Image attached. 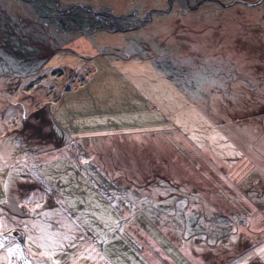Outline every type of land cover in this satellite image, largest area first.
<instances>
[{"label":"rangeland","instance_id":"rangeland-1","mask_svg":"<svg viewBox=\"0 0 264 264\" xmlns=\"http://www.w3.org/2000/svg\"><path fill=\"white\" fill-rule=\"evenodd\" d=\"M241 53L242 66L238 64ZM254 54L264 55V0H0V159L11 164L12 156L21 155L18 148L10 152L18 144L29 152L26 143L13 136L18 124L33 134L36 129L43 134L49 131L41 110L36 109L37 115L32 117L35 126L21 117L16 98L27 103L39 97L55 102L73 85L84 83L91 75L93 61L109 66L110 73L120 80H124L122 63H128L125 72L131 66H150L157 77L178 87L185 108L193 102L203 113L208 110L219 132L208 133L200 126L187 136L168 134L165 150H159L157 141L150 139L146 152L138 149L140 145L119 142L114 162L138 185L123 190L125 185L121 184L118 193L129 198L147 194L153 201H138L137 207L147 204L145 212L174 213L169 219L176 228L191 223L201 230L206 224L216 230L224 224L227 240L216 246L213 239L211 247L202 251L209 260H198V264H243L242 257L257 264L252 257L258 241L242 238L236 242L242 237L238 231L243 230L244 218L250 222L264 216V121H259L264 120V98L255 92L256 86H264V74L252 64ZM61 62L75 67L61 66ZM133 77L136 83L138 79ZM217 102L224 103L223 107ZM243 113L246 120L236 121ZM5 124L9 125V135L3 133ZM221 127L231 142L229 145L225 140L227 145L222 146L226 152L216 154L217 148L208 142L212 136L219 137ZM205 146L214 153L204 154ZM218 155L224 159L218 160ZM139 160L148 170H134L140 169ZM23 188L29 190L30 186ZM20 206L28 207V203ZM12 211L13 205L0 212V236L19 240L15 233L22 229L27 239L31 219L24 212L14 217ZM49 225L45 220L34 223L41 228ZM168 231V238L171 235L178 240L179 234ZM184 236L188 237H180ZM198 237L196 244L204 246L199 239L205 235ZM3 253L0 250V264L8 259V253ZM77 258L66 254L61 264H108L91 253L81 261ZM47 261L40 264H51Z\"/></svg>","mask_w":264,"mask_h":264},{"label":"crops","instance_id":"crops-1","mask_svg":"<svg viewBox=\"0 0 264 264\" xmlns=\"http://www.w3.org/2000/svg\"><path fill=\"white\" fill-rule=\"evenodd\" d=\"M258 35V39H261V34ZM236 41L239 43V40ZM242 53L238 58L241 66L244 64ZM253 57L252 64L261 69L260 74H264V55L256 57L254 54ZM234 58H237V54ZM62 64L75 67L59 63L63 66ZM122 64L120 70L124 80L110 73L109 64L108 67H103L104 64L98 66L93 61L90 66L91 75L84 83L73 85L55 102H47V99L39 97L33 103L29 99L30 103H27L24 99L16 98L15 106L21 110L19 115L25 116L24 119L35 126L32 117L37 115L36 109L41 110L44 115L43 124L48 125L49 131L43 134V130L36 129L33 134L21 122L22 125L18 124L16 127L15 123H10L15 127L13 136L26 143L25 147L29 152L18 144L10 148V152L13 153L18 148L21 155L12 156L11 164L0 159V212L4 206L13 205L14 217L19 212L28 214L26 216L31 219L29 225L43 220L48 221V225L51 223L47 228L36 227L34 223L31 227L28 225V234L35 233L39 237L42 231L52 232L56 243L64 245L60 249L62 258L66 253L67 257L70 258L71 254L73 259L78 257L76 260L81 261L87 253H91L108 264H198V260L205 263L209 259L202 251L211 247L213 239L216 246L227 240H224L227 235L226 226L222 224L215 230L213 226L208 227L206 224L201 230L190 223L180 229L176 228L174 222L170 224L172 220L169 218L174 213L162 215L160 212H145L144 207L147 208L148 205L137 207L136 202L140 201L142 204L153 201L148 199L151 197H147V194L129 198L126 194L118 193L117 187H123L121 184L125 185V189H122L127 190L136 187L138 181L127 177L128 174L120 167L122 165L115 163L113 158L118 154L119 142L131 144L130 146L140 145L138 149L146 152L145 144H149L152 139L157 141L159 150H165V135H177L178 132L187 136V132H195L200 126H205L208 133L213 130L219 132L218 127L208 110L203 113L198 104L188 102V107L185 108V99L178 87L157 77L150 66H131L125 72V65L128 63ZM130 70L138 79L136 83ZM262 87L255 88L261 99L264 98ZM216 104L224 105L222 102ZM223 117L228 119L225 115ZM235 120L245 121L246 114L239 115ZM259 121L264 120L259 118ZM5 125L3 133L9 135V125ZM221 130L219 137L212 136L213 139L208 142L217 148L216 154L225 153L226 149L223 150L222 145H227V142L230 145L231 142L222 133V127ZM37 137L42 140L36 141ZM228 150L230 151V147ZM203 153L208 155L214 151L205 146ZM216 157L220 161L224 159L219 155ZM84 160H88L90 165L84 164ZM159 166L164 169L162 164ZM132 167L129 166L131 169ZM136 169L148 170V167L140 161V169L135 167L134 170ZM38 171L45 174L43 179L37 176ZM110 173H118L122 177L114 178ZM27 185L30 186L29 190L23 188ZM102 185L109 190H103ZM193 195L197 199V195ZM23 202H27L28 207L20 206ZM196 212L197 209L195 215L198 214ZM261 217L260 220L250 222L244 218L245 223L240 226L243 230L238 231V234L242 233V237L236 241L242 242V238L243 241L251 239V243L258 241L253 248L255 257L259 254L258 250L264 247V216ZM91 218L94 220H90ZM102 218L116 221L118 231L110 232ZM177 225L181 227V224ZM167 229L171 234H187L188 237L179 236L176 240L170 235L168 238L165 232ZM22 231L18 229L15 236L26 243L27 239L20 235ZM105 232L108 233L107 236L103 235ZM97 234H101V241L95 240ZM199 235H205L199 239L204 242L202 247L196 244ZM256 235H263V238L255 240ZM39 242L44 243L42 240ZM102 250H107L111 255H105ZM3 251L5 255L7 251ZM44 252L43 248L39 252L30 248L27 253L28 264L48 262ZM254 262L264 264V259L256 258ZM5 264H11L9 258Z\"/></svg>","mask_w":264,"mask_h":264},{"label":"snow or ice","instance_id":"snow-or-ice-1","mask_svg":"<svg viewBox=\"0 0 264 264\" xmlns=\"http://www.w3.org/2000/svg\"><path fill=\"white\" fill-rule=\"evenodd\" d=\"M83 163L87 165L89 161L84 160ZM44 175L45 174L42 172H37V176L40 179H43ZM53 179L55 178L53 177ZM113 199H116V197H113ZM117 211H119L118 208ZM102 219L104 220L105 227L108 228L110 232L118 231L116 221H111L107 218ZM20 235L23 237L24 233H21ZM103 235L107 236L108 233L105 232L103 233ZM52 237L53 233L48 231H42L39 237H37L35 233H30L27 237L26 243H24L12 237L11 235H8L6 238L0 236V250L7 251L8 258L11 264H28L29 257L27 253L30 248H35L37 252H39V250L43 248L45 249L44 256L47 260L51 261V264H61L60 249L64 247V245L56 243L55 239ZM109 239H112V237H109ZM41 240L44 241V243H40L39 241ZM95 240L101 241V234H97L95 236ZM103 251L105 252V255H111L107 252V250ZM49 252L51 253V255H49ZM52 257H55V259H52ZM252 258L264 259V247L259 250V254L256 257ZM241 261L243 262V264H250V259L248 258L242 257ZM238 264H240V262H238Z\"/></svg>","mask_w":264,"mask_h":264},{"label":"water","instance_id":"water-1","mask_svg":"<svg viewBox=\"0 0 264 264\" xmlns=\"http://www.w3.org/2000/svg\"><path fill=\"white\" fill-rule=\"evenodd\" d=\"M64 25V24H63ZM65 26V25H64Z\"/></svg>","mask_w":264,"mask_h":264}]
</instances>
